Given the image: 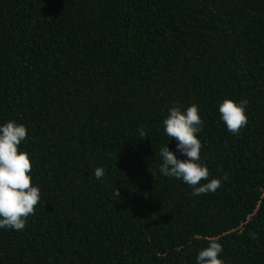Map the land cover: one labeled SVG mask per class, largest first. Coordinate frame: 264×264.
<instances>
[{"label": "trees", "instance_id": "obj_1", "mask_svg": "<svg viewBox=\"0 0 264 264\" xmlns=\"http://www.w3.org/2000/svg\"><path fill=\"white\" fill-rule=\"evenodd\" d=\"M225 99L248 101L237 135ZM193 104L222 181L197 196L159 171L162 147L186 158L169 109ZM10 120L41 201L23 230L0 228V264H197L212 239L224 264H264V0H0Z\"/></svg>", "mask_w": 264, "mask_h": 264}, {"label": "clouds", "instance_id": "obj_2", "mask_svg": "<svg viewBox=\"0 0 264 264\" xmlns=\"http://www.w3.org/2000/svg\"><path fill=\"white\" fill-rule=\"evenodd\" d=\"M247 104V100L236 102L225 99L219 106L222 120L233 135L247 127ZM163 124L164 132L170 139L177 141V151L186 158L179 159L168 146L162 147L159 153L162 157L160 173L166 177L182 179L193 189V196L218 190L222 184L221 179L213 178L209 181L210 171L200 163L202 143L197 134L202 130L203 120L198 106L193 104L183 111L179 106L171 107ZM140 135L145 136L143 130ZM27 136L25 125L15 121L10 120L0 126V228L3 229L23 230L27 218L35 215L36 206L41 201L39 187L32 184L30 173L33 165L30 157L28 153L19 151V146ZM94 174L100 179L105 175V170L97 167ZM223 179H227V174ZM120 195L119 189L115 188L114 200ZM222 251V245L212 239L210 245L199 252L197 264H224L218 258Z\"/></svg>", "mask_w": 264, "mask_h": 264}]
</instances>
